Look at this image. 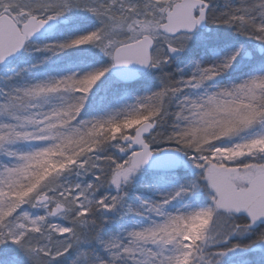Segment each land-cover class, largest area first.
Returning a JSON list of instances; mask_svg holds the SVG:
<instances>
[{"label": "snow or ice", "instance_id": "6c2138e0", "mask_svg": "<svg viewBox=\"0 0 264 264\" xmlns=\"http://www.w3.org/2000/svg\"><path fill=\"white\" fill-rule=\"evenodd\" d=\"M0 264H264V0H0Z\"/></svg>", "mask_w": 264, "mask_h": 264}]
</instances>
